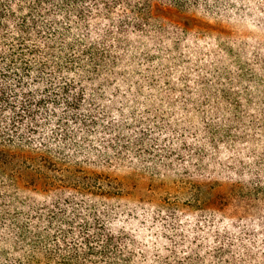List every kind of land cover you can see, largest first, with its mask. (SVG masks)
Here are the masks:
<instances>
[{"label": "trees", "instance_id": "trees-1", "mask_svg": "<svg viewBox=\"0 0 264 264\" xmlns=\"http://www.w3.org/2000/svg\"><path fill=\"white\" fill-rule=\"evenodd\" d=\"M0 264H264V0H0Z\"/></svg>", "mask_w": 264, "mask_h": 264}]
</instances>
